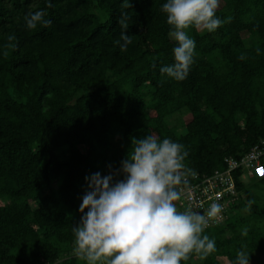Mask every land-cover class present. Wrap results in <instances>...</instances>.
Listing matches in <instances>:
<instances>
[{
    "label": "trees",
    "instance_id": "obj_1",
    "mask_svg": "<svg viewBox=\"0 0 264 264\" xmlns=\"http://www.w3.org/2000/svg\"><path fill=\"white\" fill-rule=\"evenodd\" d=\"M123 2L0 0V264H86L73 253L85 178L120 169L133 137L183 144L199 177L264 139V0H220L216 15L230 22L190 29L196 54L183 81L160 73L177 46L167 0ZM39 10L51 25L27 28L25 16ZM122 11L125 52L115 43ZM260 166L249 184L240 168L231 172L233 214L205 230L216 250L200 264H233L238 250L250 261L264 255V155Z\"/></svg>",
    "mask_w": 264,
    "mask_h": 264
},
{
    "label": "clouds",
    "instance_id": "obj_2",
    "mask_svg": "<svg viewBox=\"0 0 264 264\" xmlns=\"http://www.w3.org/2000/svg\"><path fill=\"white\" fill-rule=\"evenodd\" d=\"M131 6V0H124L121 7ZM219 6L220 0H167L163 4L161 10L171 28L168 35L177 46L173 48L174 63L160 68L162 77L187 78L196 54L189 30L211 33L230 22L231 17L221 20L216 15ZM45 17L39 10L24 19L27 28L35 29L51 25ZM129 20L128 12L122 11L118 18L121 33L115 41L121 52L132 43ZM8 40L15 37L9 35ZM9 47L15 45H5V49ZM3 54L7 57L8 51ZM187 156L185 146L170 138L133 137L120 169L107 176L95 173L86 177L88 191L79 207L81 222L73 227L77 258L86 264H181L193 254L204 259L213 253L215 240L204 233L222 206L213 202L203 213L191 208L181 212L175 203L181 199L189 176L195 175L185 165ZM121 174L123 179H116ZM233 264H250V256L238 250Z\"/></svg>",
    "mask_w": 264,
    "mask_h": 264
},
{
    "label": "built area",
    "instance_id": "obj_3",
    "mask_svg": "<svg viewBox=\"0 0 264 264\" xmlns=\"http://www.w3.org/2000/svg\"><path fill=\"white\" fill-rule=\"evenodd\" d=\"M263 155L264 139H261L242 157L225 158V170H215L211 175L200 177L194 175L189 178L187 186L183 188L181 199L175 202L177 208L183 211L191 208L203 213L211 203L217 202L222 206V211L215 221L209 223V227L228 220L233 214L232 206L238 199V191L231 172L240 168L241 178H244L245 174L252 176L254 172L261 175L260 159Z\"/></svg>",
    "mask_w": 264,
    "mask_h": 264
},
{
    "label": "rangeland",
    "instance_id": "obj_4",
    "mask_svg": "<svg viewBox=\"0 0 264 264\" xmlns=\"http://www.w3.org/2000/svg\"><path fill=\"white\" fill-rule=\"evenodd\" d=\"M189 118H190V115L187 112L183 113L182 116H180L179 124L187 122ZM181 130H183V128ZM242 181L244 182V184H249L252 181V176L245 174V177L242 178ZM80 203H82V201ZM74 248H75V244L73 247V253H75ZM200 262H201V258L199 256H196L195 258H193V264H200ZM250 264H264V255L258 252L255 253L254 257L250 261Z\"/></svg>",
    "mask_w": 264,
    "mask_h": 264
},
{
    "label": "snow or ice",
    "instance_id": "obj_5",
    "mask_svg": "<svg viewBox=\"0 0 264 264\" xmlns=\"http://www.w3.org/2000/svg\"><path fill=\"white\" fill-rule=\"evenodd\" d=\"M259 171V170H258Z\"/></svg>",
    "mask_w": 264,
    "mask_h": 264
}]
</instances>
